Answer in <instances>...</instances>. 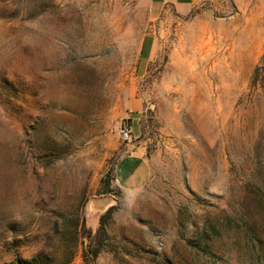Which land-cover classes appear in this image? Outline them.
Masks as SVG:
<instances>
[{"label": "rangeland", "instance_id": "374dc122", "mask_svg": "<svg viewBox=\"0 0 264 264\" xmlns=\"http://www.w3.org/2000/svg\"><path fill=\"white\" fill-rule=\"evenodd\" d=\"M29 263L264 264V0H0V264Z\"/></svg>", "mask_w": 264, "mask_h": 264}, {"label": "crops", "instance_id": "0c3cea01", "mask_svg": "<svg viewBox=\"0 0 264 264\" xmlns=\"http://www.w3.org/2000/svg\"><path fill=\"white\" fill-rule=\"evenodd\" d=\"M197 0H151L154 10L172 6L181 15L188 14ZM128 100L129 113L138 115V102L134 101L130 92ZM147 150L139 145H132L131 152L124 156L115 169L116 182L125 193H137L145 189L152 177L151 165L146 157Z\"/></svg>", "mask_w": 264, "mask_h": 264}, {"label": "trees", "instance_id": "16d2710c", "mask_svg": "<svg viewBox=\"0 0 264 264\" xmlns=\"http://www.w3.org/2000/svg\"><path fill=\"white\" fill-rule=\"evenodd\" d=\"M111 180H113V177H112V173H107V175L103 178L102 180V184H103V192L105 194H107L108 192H110V185H111ZM115 208H111L106 215L102 216V220H101V223L104 222V220L106 219V217L110 216L112 214V212L114 211ZM83 235H84V238H87V239H90V240H94L96 238V236H93L92 232L87 230L85 225L83 226ZM99 253H100V248H96V249H93L91 247H89L85 254H84V260L86 262V259H92V261L95 262V260L98 258L99 256ZM35 263H37V261H35ZM29 264H32V263H29Z\"/></svg>", "mask_w": 264, "mask_h": 264}, {"label": "built area", "instance_id": "2783aa9c", "mask_svg": "<svg viewBox=\"0 0 264 264\" xmlns=\"http://www.w3.org/2000/svg\"><path fill=\"white\" fill-rule=\"evenodd\" d=\"M121 135L125 141L127 142L133 141L132 131L128 127L121 128Z\"/></svg>", "mask_w": 264, "mask_h": 264}]
</instances>
